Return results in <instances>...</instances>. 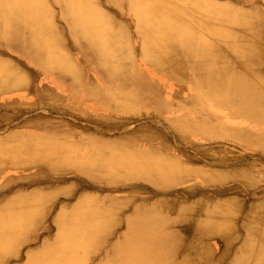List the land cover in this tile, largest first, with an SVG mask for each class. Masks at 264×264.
Masks as SVG:
<instances>
[{"label":"bare ground","instance_id":"6f19581e","mask_svg":"<svg viewBox=\"0 0 264 264\" xmlns=\"http://www.w3.org/2000/svg\"><path fill=\"white\" fill-rule=\"evenodd\" d=\"M104 3L0 0V124L39 112L0 134L35 184L0 203V264H264V0ZM66 170L105 193L35 182Z\"/></svg>","mask_w":264,"mask_h":264},{"label":"rangeland","instance_id":"374dc122","mask_svg":"<svg viewBox=\"0 0 264 264\" xmlns=\"http://www.w3.org/2000/svg\"><path fill=\"white\" fill-rule=\"evenodd\" d=\"M100 1H101V8L105 9L108 5H106V3H104V0H100ZM48 4L53 11H55V12L57 11L55 4L50 3V1L48 2ZM57 16H58V13H56V17ZM132 29H133V27H130L128 29V31H131ZM135 44L138 45L136 42H135ZM71 54H72L71 58H73V60H74V57H75L74 53H71ZM136 61L140 63L139 67H141V70L147 71L146 67H144V69L142 68L143 64H142L141 60L137 59ZM65 78L67 79V77H65ZM60 85H61V87L65 88L63 95H65V96L70 95V98H71L70 102L65 101L66 104L71 105L75 109H81V111H87V112L92 113V114L105 113V110L102 109L100 106H97L95 101H84L83 96L81 94L74 95L72 93L71 87L68 84L60 83ZM11 95L13 96V94H11ZM22 99H27V98L23 97ZM144 109H146V107H144V106L140 108L141 111H143ZM35 113L38 114L39 112L33 111L30 113H23L17 119H15L11 122L1 123L0 124V134L5 133L9 129L18 130L17 128H14V127H16V125L21 122V119L24 116H31ZM40 114L44 115L47 118H64L67 121H69V123L66 124V126L55 129L56 131H59V133H68V134L75 133L78 130H80L79 129L80 126L88 127L86 130L82 131L83 134L92 135L94 138H97L95 136H98L100 134L108 135V134H111L113 132V131H110L109 129L99 127V124L96 123L93 119L83 120V119H78L76 117L73 118L74 116L71 117L70 115H67V114H58V113L46 111V110L42 111ZM127 115L133 116L136 114L127 113ZM133 124H134V121H132L130 123L129 127L132 128L135 125H137V124H134V125ZM121 130H123V127H120V129L119 130L117 129L115 132L121 131ZM74 136H76L75 137L76 140L79 139L77 135H74ZM128 145L137 146V145L130 143V142H128ZM78 174L79 173H77L76 171H72V170L60 171V173H55V174H51V175H47V176L39 175L38 177H36V179L38 181H35V182L40 184L41 182L39 180L45 179V181H47L48 179L52 180L53 179L52 177H55V176H64L66 179L65 181H62V182L61 181L60 182L51 181L48 183L50 189H54L57 191L61 190L60 192H58L55 195V198L57 200H62L63 198H65V195L62 194V192H63L62 190H66V188L69 187L70 183L77 182V179H80L83 181L81 183L82 185L76 183L78 190H81V191L84 190V191H89V192H92L95 190V191L99 192L100 194L105 193V191H102L101 189H92V187H95L93 185H97V184L92 182L91 179H88V178L84 177L83 175H78ZM28 176H30V173L26 174L24 172H20L19 170L4 169L0 175V203H2V201L6 200L8 197L13 196L14 192L18 189L31 188V187L35 186V184L33 186L23 185L24 182L27 183L28 181H31L32 178L34 177V176H32L30 179ZM134 182L145 183L144 181H141L140 179H137ZM45 184H47V183H45ZM74 185H75V183H74ZM7 186L9 189H12V190L4 192L5 188ZM113 186L114 185H109V186L105 187V189L110 190L111 188H113ZM114 189H115V191L113 192V194H115L116 196H127V195H124V193H122L120 188H118L117 190H116V188H114ZM133 197L136 199V198L141 197V196L140 195H133ZM72 200H74V199H72ZM46 222L48 223V225H50L52 227H51L50 232L45 231L43 235H51V234H53V230H54L55 225H52L50 220L46 221ZM39 227L40 226L38 225L37 228H39ZM52 228H53V230H52ZM38 232H40V230L37 231V234L40 235ZM34 234H35V232L31 233L30 235L32 236ZM40 240L41 239H39L38 242H40Z\"/></svg>","mask_w":264,"mask_h":264}]
</instances>
